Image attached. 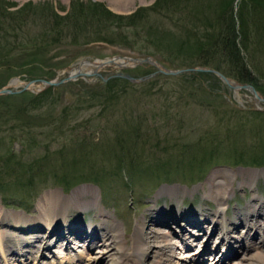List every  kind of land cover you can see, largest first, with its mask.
<instances>
[{"label":"rangeland","instance_id":"374dc122","mask_svg":"<svg viewBox=\"0 0 264 264\" xmlns=\"http://www.w3.org/2000/svg\"><path fill=\"white\" fill-rule=\"evenodd\" d=\"M125 6L117 10L112 0H0V87L16 77L53 78L82 59L114 55L151 56L170 69L201 66L231 73L223 56L206 58L209 51L201 55L199 43L212 42L209 35L216 38L222 27L232 24L239 31L238 47L251 84L264 96V0H128ZM156 69L144 64L124 71L142 76ZM111 72L108 67L100 71L104 76ZM252 99L250 92L234 93L217 76L204 72L160 74L142 83L80 77L39 93L0 96V210L22 212L29 219V230L21 232L23 239L17 235L15 245L28 240L26 232L35 234L33 227H38L40 239L46 238L49 229L38 225L45 221L38 209L40 199L54 196L52 207L59 213L66 195L82 187L93 190L94 196L76 192L78 201L93 198L96 205L85 210L75 206L70 213H83L82 221L94 225H118L122 253L125 249L127 255L120 260L123 264H133L137 221H148L150 210L170 207L166 203L176 199L163 190L176 193L191 210L214 211L212 192L224 188L229 196L226 215L238 212L242 226L248 211L262 210L249 219L259 226V234L264 229V110L255 108ZM249 173L257 174L254 181ZM15 222L10 219L13 230H19ZM204 227L213 229L210 222ZM50 230V235L59 233ZM249 232L245 249H238L228 264L253 253L263 240ZM199 239L182 243L181 251L192 254L185 264H200L195 262ZM74 241L70 246L77 248ZM79 241L76 252L83 259L75 264L116 261L109 241L99 243L108 244L109 250L101 262L91 259L97 248L88 245L90 249L82 251ZM37 242V247L42 244ZM66 242L54 243L53 250L60 245L69 258L73 252H66ZM34 254L25 264L52 259L37 256L38 248ZM145 258L147 264L151 257ZM211 258L207 255L202 264L215 263L216 257Z\"/></svg>","mask_w":264,"mask_h":264},{"label":"bare ground","instance_id":"6f19581e","mask_svg":"<svg viewBox=\"0 0 264 264\" xmlns=\"http://www.w3.org/2000/svg\"><path fill=\"white\" fill-rule=\"evenodd\" d=\"M127 2L128 0H112V3L114 4L117 10L124 9L126 7L125 5L127 4ZM99 67H100L99 64H93L92 62L91 63L88 62L82 65L81 64L77 65L73 67L72 70L70 71L74 73H78V72L79 73H92L96 69H99ZM18 84L19 82L17 81L14 82L15 86ZM237 96H238V93H237ZM248 176L252 178L251 179L252 181H254L257 174L249 173ZM219 184H220V181H219ZM82 188L81 189L84 191L82 190L74 191L70 196L65 197L64 204L61 207V210L59 211L60 215L59 213H56L52 207L51 201L54 199V196L53 197L48 196V197H52L50 199H47L44 196V198L39 200L38 209L41 213V216L45 218V221H43L44 224L38 223V225H41L46 230L49 229V232L45 231L47 233L46 235L47 241H46L45 248L48 249L50 247L49 245L54 244V242L56 243L60 242L62 245L65 240L69 241L68 240L70 239L69 237L71 238L77 237V238H80V240L83 237H91L88 243L86 239L82 240L83 243L82 244L80 243L79 247L84 246L85 243L94 244L93 246L96 247L97 249L95 252L96 253L95 256L94 257L91 256V259L93 258L92 259L93 261L99 260V262H101L103 261V257L106 254L105 252L107 251L109 252V250H108V244H104L103 242L101 243V245H99V243L103 240L104 241L106 240L110 242L109 245L113 244L112 249L114 250L115 257H116L115 258L116 261L114 262V264H123V262L120 260L125 259L127 255L123 254L125 249L123 250V253H122L121 241L123 239H121L120 228L117 227L118 225H116L115 223H107V222H101L98 225L97 224L94 225L92 221H89V222H84L85 223L84 228H82L79 225L80 219H81L80 215L70 213L72 211H69V210L75 206L79 209L85 210L87 207L96 205L94 204L95 200L93 198H91V200L89 201H86L84 199L81 201H78L77 199L78 197H76L77 193H79L80 195L84 193H91L94 196L93 190L87 188V191H86L85 187H82ZM163 193L168 194L170 196L172 195V197H175L176 199L171 201L173 203H166L167 205L170 204V207L165 206L163 204L162 206H156L152 210H150L151 213L149 215L148 221L147 220L146 222L144 220L137 221L136 223L137 228L135 230L136 231L135 236L132 238V240L135 242L134 244L135 246L133 247V252H132L133 264H145L144 261H146L145 257L147 255L148 256L150 255L151 257L149 259L150 261L147 264H185L186 262L185 258L192 255L191 252L189 253L185 252L184 254V252L181 251L182 243H183L182 235L186 233L188 234L187 229L182 227L180 229L182 230L181 231L182 235L177 233L179 235L178 236L179 238H176V236H174L172 232L170 231L169 224L172 226L175 225L178 228V229L176 228V230L180 232L179 223H183L185 221V224L187 226L189 227L192 226L190 227L192 229L190 230L187 236L189 240H192L191 237H193V233L195 229L198 230V227L201 226V224L204 226V222H210L214 226V230L218 231L220 235L223 231H225L223 233L222 240L224 241L225 244H227L229 242V237L227 236V233L231 229H235L239 225V223L244 222L241 216L236 211H234L232 217L229 215H226V208H227V204L229 201V196L227 195L228 190L224 188L218 189L216 193H215V190L212 192V196L217 204V210H214V211H209L207 209H200V208H192L193 210L187 209L188 207L185 206L182 203V201L177 199L178 195L176 193L172 191H168V190H163ZM79 194L77 196H79ZM56 198L58 197L56 196ZM257 211L258 213L248 211L246 215H249V217L247 218L246 216V219H247V221L245 222L246 225L242 226L241 230L235 233H239L240 235H244V236L249 235L250 233L249 231H251L254 227H256V222L252 223L249 221V219L251 220L252 216L255 217L256 215H261L262 210L258 209ZM58 215H59V218L56 219V216ZM218 218L221 221H218L217 220ZM10 219H13L16 221L15 224H13V227L16 226L19 230H13L12 225L10 224ZM28 221L29 219L25 213L20 212L18 214L10 210H5V211L0 210V258L3 257L5 264H11L13 261H16V260L18 263H20L21 261L20 259L23 258L24 254L27 252V246L33 245L35 243L36 236L40 235L36 233V231H38L36 230V228L38 227L34 228L32 226L34 229L33 231H35V234L30 236V234L26 232L27 233L26 238L28 240L25 241L22 245H15L16 242H14V240L16 239V237L18 238L17 235L21 234L23 236L21 237V239H23L25 234L21 232H23L24 230L26 231L29 230L28 229L29 227L26 226L28 224ZM214 221L215 223H213ZM58 222L59 224L57 225ZM146 223L151 224V227H148ZM249 223H252V225H249ZM153 225L163 227L162 228L163 230L161 232L153 231L154 230L152 228ZM10 228H12V231H10L11 230ZM54 228L59 229V233L58 234L53 233L50 235L49 233L51 231L53 232V230H50V229H54ZM102 228L104 229L103 232H101ZM257 228H259V226ZM263 231L264 229L262 230V232ZM9 232H12V233H9ZM230 232H233V230H231ZM235 235L238 236V234H235ZM58 237H60V240L57 239ZM93 238H97L95 240V243H94ZM261 242L263 241H259L257 246H254L253 253L251 254L243 253L240 257V259L242 260H240L238 263H235V264H264V245H262ZM66 244H68V242ZM74 244H76L75 246L78 247L77 242H75ZM231 244L234 245L233 243ZM231 244L228 245V248L231 247ZM209 248L210 246H207L205 250ZM54 249H56V251H58V254L61 255L60 245L58 248H54ZM32 250L33 248L30 247V252ZM177 253L178 255H176ZM58 254H55V256ZM12 255H19V257L12 256ZM49 257H51L52 259L47 264H63L64 258L60 259V257L56 256L59 259L57 261L54 259V256H49ZM71 257L73 259V260L71 259V261L76 262L77 260L75 259H78V258L80 259L82 256L80 255V252H76L74 255H71ZM180 257H182V259ZM221 257H224V256H221ZM24 258H26V261H27L29 259V256H26ZM72 262L70 263L73 264ZM214 264H218V262H215Z\"/></svg>","mask_w":264,"mask_h":264},{"label":"water","instance_id":"95a60500","mask_svg":"<svg viewBox=\"0 0 264 264\" xmlns=\"http://www.w3.org/2000/svg\"><path fill=\"white\" fill-rule=\"evenodd\" d=\"M88 62L90 63L92 62L93 64H99L100 66L99 69H96L92 73H79V72L74 73L70 71L72 70L73 67H68V69H63L59 71L58 75L53 78H48V77L47 78H35V79L22 81L18 77H16V78L11 79L7 85L0 87V96L18 94L24 91L39 93L45 89H48L51 87H57L61 84L75 81L80 77L87 79L88 76H93V77L98 76L103 81V83H106L109 79H113V78L126 79L131 83H142L160 74L178 76L186 72H193V73L204 72V73H210V74L217 76L234 93L240 90L250 92L253 98L252 100L255 102V108H257L258 110H264V108L263 107L260 108V105H259V104H264V96H262L260 92L251 83L238 81L230 76L225 75L223 72L219 71L218 69H215L212 67L197 66V67L170 69V68L164 67L163 65H160L151 56L132 57L128 55H114V56H108L105 58H97L93 60L85 58V59L80 60L77 64L82 65ZM144 64L153 65L157 69L152 73L142 75V76L133 75L129 72L123 71L124 69H130L136 66H142ZM107 67L112 68L113 72H111V74H109L108 76H104L100 73V71ZM15 81L19 82V84L16 86L14 85ZM162 188H166V187H162ZM71 194L66 195V196H70ZM200 227L203 228V225L201 224ZM212 227L214 229V226ZM213 234H214L213 230L212 232L210 231L211 237L213 236ZM220 240L222 241L221 236H219V241Z\"/></svg>","mask_w":264,"mask_h":264},{"label":"trees","instance_id":"16d2710c","mask_svg":"<svg viewBox=\"0 0 264 264\" xmlns=\"http://www.w3.org/2000/svg\"><path fill=\"white\" fill-rule=\"evenodd\" d=\"M258 5L262 6L261 3ZM98 10L100 11V13H102L101 11H105V13L107 12L108 14H111L104 8H98ZM237 32L234 29V25H225L224 27H222V31L217 34L216 38H214V36L212 37V35H209L212 42L203 40V43H199V49L201 50L200 54L203 55L204 53H207V51H209L206 58L210 55L212 59H214V56H223L224 59L230 63V67L234 71L231 73L228 71L229 73H226L227 75L230 74L229 76H232L233 78L240 81L251 82V80L253 79L250 75V71L246 68L244 60L240 55V50L236 38L239 37V31ZM241 34L242 36H245L246 39V33L243 28L241 29ZM242 42L244 43V37ZM196 48L198 49V46H196Z\"/></svg>","mask_w":264,"mask_h":264}]
</instances>
